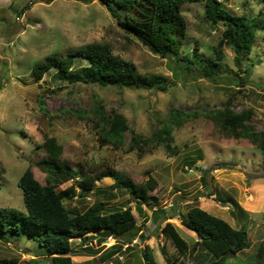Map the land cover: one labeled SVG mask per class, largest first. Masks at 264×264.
<instances>
[{
	"label": "rangeland",
	"instance_id": "rangeland-1",
	"mask_svg": "<svg viewBox=\"0 0 264 264\" xmlns=\"http://www.w3.org/2000/svg\"><path fill=\"white\" fill-rule=\"evenodd\" d=\"M223 5L234 16L264 12V0H224ZM182 10L187 34L177 39V56L161 58L127 35L97 0H0V208L25 213L18 180L30 168L34 178L45 184L39 166L47 157L42 145L47 138H54L62 148L61 161L73 168L77 177H92L113 169L141 183L149 173L158 185L148 194L156 196L159 206L168 213L178 214L167 219L156 215L153 220L150 216L156 207L143 206L144 216H138L133 202L126 205V193L112 200L107 194L101 195L99 201L108 206L131 207L147 240L141 242L140 234L133 241H129V235L107 240L94 235L89 243L100 252L93 259L72 256L73 264H144L142 256L146 253L154 264H167L166 259L177 258L178 252L160 229L166 222L172 223L191 247L196 234L184 227L180 218L194 204L231 227L246 230L249 247L229 255V263L253 260L264 242V154L247 140L226 138L204 116L207 111L223 109L232 96V109H251L254 114L248 124L255 131L264 130V38H256L250 55L240 66L234 61L232 47L222 44L220 71L205 78L201 70L188 71L186 60L191 59L195 45L201 57L216 60L210 47L217 46L224 28L204 20L201 3L184 4ZM92 44L107 45L113 54L132 62L140 75L163 80L166 90L68 84L54 78L55 70L47 71L40 80L31 76L33 66L45 57H64ZM83 66L85 60H74V69ZM96 102L101 104L105 117L123 115L128 127L143 139L153 138L156 129L167 123L170 111L195 113L196 118L172 128L171 147L176 154L163 146L153 147V143L145 152H128L129 133L124 134V144L119 148L100 140L92 113ZM111 184L110 178L95 182L97 187ZM77 193L76 189L73 199L63 201L67 208L84 211L94 203L90 193ZM228 197L247 212V218L230 214ZM77 239L72 240L73 251L88 246ZM115 243L122 248L109 259L106 252ZM258 258L264 264V252ZM0 261L52 264L37 240L26 235L0 239ZM185 261L194 262L192 258Z\"/></svg>",
	"mask_w": 264,
	"mask_h": 264
},
{
	"label": "trees",
	"instance_id": "trees-1",
	"mask_svg": "<svg viewBox=\"0 0 264 264\" xmlns=\"http://www.w3.org/2000/svg\"><path fill=\"white\" fill-rule=\"evenodd\" d=\"M51 1V0H48ZM89 3L94 0H77ZM109 12L117 25L129 36L146 47L152 54L161 58L177 56L179 50L178 37L187 34V22L182 13L184 4L201 3L203 18L213 25L224 28L217 46H211L210 51L218 57L203 58L195 45L191 59L186 60V69L190 72L202 71V76L211 78L220 71L222 60V44L230 45L235 54L234 61L240 66L243 59L250 55L256 38H264V12L234 16L226 11L224 0H97ZM80 58L86 61V66L74 69V60ZM55 70L54 78L68 84H93L100 87L156 89L164 92L166 87L158 77H145L138 73L135 65L112 53L107 45L92 44L72 50L64 57L56 54L49 55L42 62L33 66L31 76L35 80ZM248 70L245 71L247 73ZM242 80V79H239ZM240 83V82H239ZM225 101L223 109L207 111L204 116L218 127L228 139L247 140L253 147L264 154V130L255 131L248 123L254 112L242 109L236 112L232 109L233 97ZM101 104L96 102L92 113L95 125L99 127V138L103 143L113 147L123 146L124 134L129 133L130 143L128 152H145L148 144L153 147L163 146L171 154H176L171 147L173 138L171 130L179 128L185 122L196 118L195 113L170 111L168 121L156 129L152 139H143L130 129L123 115L114 113L105 117ZM47 157L39 162L41 171L45 174V184L39 183L28 168L18 180L22 191L25 213L12 208H0V239L5 236L26 235L37 240L44 250V255L50 256L52 264H71L70 256L74 253L72 240L89 242L91 236L98 235V239L120 238L129 235V241L142 229L137 226V220L131 207L108 206L99 201L101 195L115 199L120 193H126L129 201L134 203V210L138 216H144L143 206L156 207L151 216L172 218L175 214L161 208L156 196L149 195V191L157 188V181L147 173V179L141 183L133 182L129 177L113 169H107L94 176H76V172L67 163L61 161L62 148L56 144L54 138H47L43 143ZM37 148H40L37 146ZM103 178H110L112 184L97 187L95 182ZM76 180V181H75ZM203 180V179H202ZM72 181L64 190H58L61 185ZM91 194L94 203L80 211L78 208H67L63 201L73 199L76 195ZM232 209L230 214H238L240 219L247 218L244 211L233 198L228 197ZM171 211L173 207L170 208ZM182 223L197 235V240L190 247L179 235L171 223H165L160 232L171 241L177 249L178 257L166 259L167 264H187L185 259L192 258L193 264H262L258 258L264 252V242L257 248V257L253 260L229 263L228 256H235L249 247L247 232L243 228L235 229L223 219L213 216L196 204L186 209L181 218ZM143 226V224H142ZM140 240L144 239L142 233ZM88 240V241H87ZM85 246V245H84ZM90 254L98 253L92 243L82 247ZM109 259L122 245L115 243L111 247ZM129 248V246L127 247ZM146 248L143 252H146ZM203 252L204 255H198ZM150 264H154L146 253ZM1 264V261H0ZM4 264H13L4 261Z\"/></svg>",
	"mask_w": 264,
	"mask_h": 264
},
{
	"label": "crops",
	"instance_id": "crops-1",
	"mask_svg": "<svg viewBox=\"0 0 264 264\" xmlns=\"http://www.w3.org/2000/svg\"><path fill=\"white\" fill-rule=\"evenodd\" d=\"M158 183V182H157ZM209 213V212H208ZM210 214V213H209ZM212 214V213H211ZM185 215V214H184ZM215 215V214H214ZM175 216H178V214H175L174 215V217ZM216 217H218V216H216ZM173 218V217H172ZM182 218V217H181ZM181 218H180V220H181ZM166 223H169V222H166ZM172 224V223H171ZM181 224H182V221H181ZM137 225H138V223H137ZM173 225V224H172ZM174 226V225H173ZM175 227V226H174ZM176 228V227H175ZM143 229H141L140 230V232L138 233V235L139 234H141L143 231H142ZM176 230H177V228H176ZM177 232H178V230H177ZM195 234V233H194ZM144 236V235H143ZM97 238H99V237H97ZM111 238V237H110ZM77 239V238H76ZM114 239V238H113ZM77 240H79V239H77ZM107 240V239H106ZM134 240V239H133ZM133 240H131V241H133ZM145 240H147V237L146 236H144V239L143 240H140L141 242H143V241H145ZM196 240H197V236H196ZM80 241V240H79ZM90 241V240H89ZM92 241V240H91ZM88 244H89V242H88ZM110 249H111V247H110ZM110 249L106 252V253H111V251H110ZM98 253L100 252L99 250L97 251ZM98 253H96V254H90V253H87V252H85V251H83V250H75L74 251V253L70 256V260H71V264H73V262H72V256H90V257H92V259L93 258H95L96 256H97V254ZM116 253H118V252H116ZM113 256V255H112Z\"/></svg>",
	"mask_w": 264,
	"mask_h": 264
},
{
	"label": "water",
	"instance_id": "water-1",
	"mask_svg": "<svg viewBox=\"0 0 264 264\" xmlns=\"http://www.w3.org/2000/svg\"><path fill=\"white\" fill-rule=\"evenodd\" d=\"M182 225L184 226V227H186L183 223H182ZM187 228V227H186ZM188 229V228H187ZM195 233V232H194ZM196 234V233H195ZM197 235V234H196ZM142 259H143V262H144V264H150V262L148 261V258H147V256L146 255H143L142 256Z\"/></svg>",
	"mask_w": 264,
	"mask_h": 264
},
{
	"label": "built area",
	"instance_id": "built-area-1",
	"mask_svg": "<svg viewBox=\"0 0 264 264\" xmlns=\"http://www.w3.org/2000/svg\"><path fill=\"white\" fill-rule=\"evenodd\" d=\"M120 259V258H119Z\"/></svg>",
	"mask_w": 264,
	"mask_h": 264
}]
</instances>
